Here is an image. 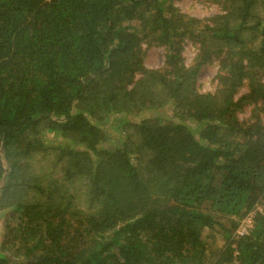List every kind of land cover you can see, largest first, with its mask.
<instances>
[{
  "label": "trees",
  "instance_id": "16d2710c",
  "mask_svg": "<svg viewBox=\"0 0 264 264\" xmlns=\"http://www.w3.org/2000/svg\"><path fill=\"white\" fill-rule=\"evenodd\" d=\"M212 1L0 0V264H264V0Z\"/></svg>",
  "mask_w": 264,
  "mask_h": 264
},
{
  "label": "rangeland",
  "instance_id": "374dc122",
  "mask_svg": "<svg viewBox=\"0 0 264 264\" xmlns=\"http://www.w3.org/2000/svg\"><path fill=\"white\" fill-rule=\"evenodd\" d=\"M173 6L179 11L180 14L187 16V18H195L201 21V24L197 26L198 30H201L204 27L205 21L209 18L217 16L221 13L220 7L215 4L212 0H174ZM138 28H141V24L138 25ZM182 57L186 66H191L194 62V59L198 53V46L193 44L190 40H185L182 45ZM143 54H144V66L148 70H158L162 68L165 64L166 59V50L164 47H160L157 45H143ZM220 69V63L218 60L213 59L212 62L206 64L200 69V72L197 77V82L199 84V90L201 93H213L215 92L216 85V75L218 74ZM252 105L247 104L245 106V110L241 116V119H244L249 111L251 110ZM167 112H171V107H168ZM139 115H132L129 117V120H134L138 118ZM104 129L108 134V142L106 141V145L117 144L119 141H122L124 136L117 134V130L110 123L104 126ZM48 146L56 147L58 146L62 140H58L57 136L52 134H46L44 136ZM39 166V164H38ZM37 166V167H38ZM51 172V171H50ZM53 172V171H52ZM47 174V173H46ZM58 174H51L50 176L58 177ZM47 176V178H50ZM263 206H259L257 210H263ZM254 218V214H249ZM247 217L240 221L237 229L234 232V238L238 236L237 231L241 227L242 223ZM2 225V223H0ZM0 225V227H1ZM212 248H224L225 241L223 237L219 234L211 240Z\"/></svg>",
  "mask_w": 264,
  "mask_h": 264
},
{
  "label": "built area",
  "instance_id": "2783aa9c",
  "mask_svg": "<svg viewBox=\"0 0 264 264\" xmlns=\"http://www.w3.org/2000/svg\"><path fill=\"white\" fill-rule=\"evenodd\" d=\"M254 218L251 216H247V218L242 223L241 227L238 229V236H244L249 234L250 230L253 228Z\"/></svg>",
  "mask_w": 264,
  "mask_h": 264
}]
</instances>
